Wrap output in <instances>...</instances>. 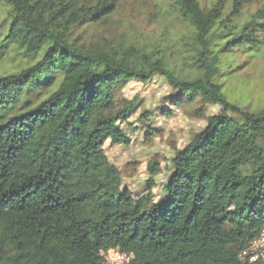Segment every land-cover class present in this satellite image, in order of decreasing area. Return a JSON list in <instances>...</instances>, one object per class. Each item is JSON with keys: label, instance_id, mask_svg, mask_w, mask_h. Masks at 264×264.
<instances>
[{"label": "trees", "instance_id": "trees-1", "mask_svg": "<svg viewBox=\"0 0 264 264\" xmlns=\"http://www.w3.org/2000/svg\"><path fill=\"white\" fill-rule=\"evenodd\" d=\"M0 1L8 6L0 59H29L0 73V264H106L113 249L131 255L127 264H264L238 258L264 227V106L235 107L215 79L221 52L255 41V17L235 33L228 24L247 0H232L229 12L222 1L204 9L174 0L192 28L193 79L160 58L135 61L69 40L76 25L113 12L115 0ZM155 76L175 91L163 115L182 105L197 116L208 105L221 111L174 149L160 195L154 161L135 194L104 146L132 142L122 124L137 129L129 118L142 103L123 89ZM150 115L142 109L137 119L146 140Z\"/></svg>", "mask_w": 264, "mask_h": 264}, {"label": "rangeland", "instance_id": "rangeland-1", "mask_svg": "<svg viewBox=\"0 0 264 264\" xmlns=\"http://www.w3.org/2000/svg\"><path fill=\"white\" fill-rule=\"evenodd\" d=\"M97 0H78V3L94 4ZM207 9L222 1L229 12L232 0H197ZM113 12L98 21L76 25L69 40L85 50L107 51L119 54L132 53L139 61L143 55L160 58L169 68L182 78L193 79L200 75L196 63V45L192 28L182 19L174 7V0H115ZM6 6L0 1V33L4 32L7 21ZM255 17V18H254ZM256 20L250 33L253 42L245 46L233 45L229 51L220 53L219 71L215 79L221 84L223 93L235 107L248 112H258L264 106V0H247L239 14L228 22L234 33L251 19ZM29 59L20 53L9 52L0 59V73L18 70L27 65ZM175 91L160 76L150 81H130L123 89L127 98L137 97L142 103L130 118L136 130L126 129L132 142L128 145L106 143L104 148L108 159L121 172L122 182L135 194L146 190L150 177L148 164L157 163L160 171L155 176L153 191L160 195L162 184L170 173V159L174 149L183 147L191 136L206 124V117L220 113L218 105H208L197 116L188 105L172 106V114L165 116L161 108L168 106L167 97ZM142 109L151 112L154 135L146 140L143 126L137 121ZM229 115H234L230 113Z\"/></svg>", "mask_w": 264, "mask_h": 264}, {"label": "built area", "instance_id": "built-area-1", "mask_svg": "<svg viewBox=\"0 0 264 264\" xmlns=\"http://www.w3.org/2000/svg\"><path fill=\"white\" fill-rule=\"evenodd\" d=\"M238 258L242 261L253 263L264 260V227L249 242L247 247L238 253ZM131 255L119 250H110L105 255L106 264H127Z\"/></svg>", "mask_w": 264, "mask_h": 264}]
</instances>
